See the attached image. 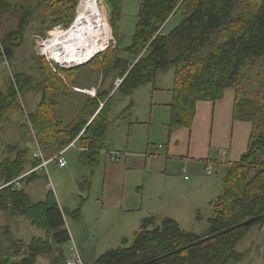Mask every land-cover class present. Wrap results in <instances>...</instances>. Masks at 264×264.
<instances>
[{
	"label": "trees",
	"instance_id": "1",
	"mask_svg": "<svg viewBox=\"0 0 264 264\" xmlns=\"http://www.w3.org/2000/svg\"><path fill=\"white\" fill-rule=\"evenodd\" d=\"M38 1L33 10L17 9L19 24L5 34L1 42L4 47L12 45L17 37L21 39L33 19L40 20L37 30L43 36L58 25L71 27L79 0ZM124 2L105 0L111 11L108 18L101 0L106 29L111 42L113 30L117 46L111 45L87 64L93 66L94 75L103 76L105 83L124 78L113 96L115 83L108 86L110 91L104 87L96 97L88 96L75 121L65 124L56 115L57 98L72 96L78 89L66 84L70 78L67 73L72 70L59 67L53 71L40 58L43 81L17 72L7 91H0V140L14 113L27 114L46 158L60 153L84 131L80 143L87 144V150L80 152L79 162L94 172L109 151L112 124L128 119L133 110L131 101L114 120L116 93L130 98L140 87L152 83L157 73L174 70L168 124L171 134L176 128L192 127L197 103H214L227 89H234V119L251 123L252 133L245 154L226 170L223 193L211 204L213 215L208 219L206 234L184 230L170 217L147 218L132 243L123 239L122 247L105 252L92 264H141L151 260H155L153 264H241L246 255L238 250L239 245L253 229L264 227V0H141L131 45L122 49ZM11 10L12 4L0 0V25ZM178 15L180 23L166 32L169 21ZM13 57L14 50L6 59L11 61ZM33 91L42 94V101L36 111L25 113L19 98ZM7 148L9 155L0 161V186L8 185L0 190V214L27 218L45 237L32 238L25 244L14 239L10 226H0V264H38L45 255H51L50 264H66V247L71 241L67 220L82 217L83 201L74 210L63 209L55 193L49 191L45 201L33 202L26 190L28 185L49 178L32 174L20 182L21 187L11 184L38 162L28 147ZM251 219H256L253 224L240 226Z\"/></svg>",
	"mask_w": 264,
	"mask_h": 264
},
{
	"label": "crops",
	"instance_id": "2",
	"mask_svg": "<svg viewBox=\"0 0 264 264\" xmlns=\"http://www.w3.org/2000/svg\"><path fill=\"white\" fill-rule=\"evenodd\" d=\"M140 6L141 0H125L123 35L129 12L133 17V38ZM130 45L127 43L126 46ZM166 77L161 74L159 85L152 82L142 86L128 98L134 102V107H138L135 110L138 117L135 118L132 113L128 126L117 130L125 133L123 140H120L121 134L111 137V132L109 140V151H122L125 156L120 161H111L108 151L107 156L102 157L91 177L92 182L85 186L90 195L83 201L82 217L70 222L67 220L71 237L86 264L94 263L103 254L102 248L113 241L116 234L117 242L126 238L124 233L136 234L141 222L147 218L170 217L187 231H193V226L208 221L213 215L212 202L223 193L222 180L227 168L238 162L248 149L252 124L235 121L237 97L234 89H227L223 98L214 103H197L192 127H179L169 134L174 76ZM143 110L144 115L141 114ZM208 165L213 166L210 175L206 173ZM184 169L188 180L184 178ZM99 173L101 178L97 175ZM220 173L224 174L223 179L218 178ZM35 182L42 183V179H36L30 185ZM58 186L62 189L61 193L56 186L54 191L47 182L45 186L35 187L29 196L36 203L45 201L49 191H53L60 206L67 209L62 203L65 192L62 185ZM206 216L207 219L203 220ZM28 221L30 226L33 225ZM12 234L17 236L15 240L25 244L32 238L45 237L44 232L39 235L34 232L29 239L19 230ZM51 259V255L42 256L38 264H50Z\"/></svg>",
	"mask_w": 264,
	"mask_h": 264
},
{
	"label": "rangeland",
	"instance_id": "3",
	"mask_svg": "<svg viewBox=\"0 0 264 264\" xmlns=\"http://www.w3.org/2000/svg\"><path fill=\"white\" fill-rule=\"evenodd\" d=\"M6 1L12 4V10L4 16L2 23L0 25V45L5 34L10 30L16 29L19 24L20 13L17 11V9L22 8L25 10H29V9L33 10L37 7L39 3L38 0H6ZM81 1L82 0H79V6L81 4ZM138 1L140 2V0ZM98 5L99 8L101 9V0L98 1ZM103 5L107 11L108 18H110L111 11L106 5L105 0H103ZM41 10L39 9L38 13ZM128 10H129V5H128ZM100 11L102 12V16H103L102 28L105 32V35L107 36V39L110 40L111 35L106 29L107 26L105 24L104 13L102 10ZM76 17H77V13H76ZM76 17L74 21L76 20ZM135 18L137 19V17ZM132 19H133L132 15L129 14L128 12L126 16L125 25L123 27L124 35H122V40L120 42V47L122 49L127 47L126 46L127 43L132 42V34L134 31L133 26L131 24ZM180 21H181L180 15L172 18L170 23L167 25L165 31L166 32L170 31L171 29L176 27L180 23ZM73 23L71 24V26L73 25ZM40 25L41 23L39 19L38 20L33 19L31 21L30 27L24 31L23 37L21 39L17 38L18 40L17 39L14 40V45H15L14 57L12 58L11 61H9V59L6 60L5 58L3 59L0 58L1 59L0 60V91L2 92L7 91L9 84L12 80V77L17 72L27 73L33 76L36 80L43 81V77L41 75L40 67H39L40 58H43L53 71L59 67L62 68L63 70H72L71 72L67 73V76H70V78L66 79V84H70V86L73 89H75L74 86H76L80 90L97 88V91H99L104 87H106V90H109L108 86H111L116 82L117 79L115 80V82L112 79H110L107 83L103 82L104 80L103 76L101 74L99 75V73L98 75H94L91 72L93 71V66L91 65L88 66L87 65L88 63L84 65H80L78 67H74L72 69H66L61 67V65H59L57 62L55 61L53 62L49 55V51L45 52L44 44L47 42L48 39L52 38L51 35L53 32L56 31L60 32L68 29L64 28L63 25L61 26L58 25L52 30L48 31L46 36H43L41 31L37 30L39 29ZM112 38H113L112 42L110 40L111 44L109 43V46L108 47L106 46L107 47L106 50H108L111 45L117 46V43L113 36V30H112ZM106 50H104V52H106ZM102 53H100L99 55H101ZM99 55H97V57ZM167 72L168 71L159 72L157 74L156 80L154 79L155 81H153L155 82L154 84L155 85L160 84L159 80L161 79V74H163V76H167L166 78H169L168 76H174V70L168 73ZM163 83L164 80H162V84ZM151 86H153V84H151ZM113 94H111L110 97H112ZM88 96H89L88 94L80 93V91H74L72 96L59 95L57 98L59 107L58 109H56V115H58L64 121L65 124L74 122L80 109L82 108L85 99L88 98ZM41 101H42V94L34 91L28 93L22 98H19V102L25 113H32L36 111ZM130 102L131 99L128 98L125 99L122 95H119L118 93L114 95V102H113L114 119H117L120 113L128 105H130ZM136 108L138 107L133 106L134 111L132 110L133 116L135 118L138 117L137 116L138 112H135ZM141 114L144 115L145 110H143ZM128 119L126 117L123 120H116V122L112 124L110 129L111 137L112 136L115 137L121 134L120 140H123L125 138V133L124 132L119 133V131L117 130H119V128H124L128 126ZM26 125L29 126L27 135L25 134L26 129L24 127ZM5 131L6 132L4 133L3 137L0 140V161L9 155L7 148L9 145H17L21 148L28 147L32 150V154L33 151L37 149L36 139L38 140L39 138L33 126L29 122L27 118V114L24 115H22L21 113L11 114L9 122L5 126ZM111 137H109V140ZM26 139H29V142H27ZM79 156H80V152L77 149H71L67 151L64 155V158L66 159L68 166L64 169L60 168L57 162L55 161L51 162L49 165V172H48L49 180L48 181L42 180V183L35 182L32 185H30L31 184L30 183L26 189L27 193L31 195L35 187L39 185L45 186L47 182L50 183V187H52L54 191H55L54 187L56 186L55 187L56 190L59 193H61L62 189L60 188V186H58L60 184L62 185V188L66 195L65 198H62L63 206L67 207L68 210L72 208H76L79 204H81V200L85 201V199H87V197L90 195L89 192L86 190L85 186L89 184V181L92 182V178L94 176V172H92L89 168L85 167L79 162ZM103 156H107V153L104 154ZM97 175L99 178H101L100 173ZM223 177H224L223 173L222 174L220 173L218 175V178L220 179H223ZM86 180L88 182H86ZM202 215L204 216V212H202ZM207 217L208 216L204 217L203 220L207 219ZM72 220L73 219L71 218L68 219L69 222ZM0 226H10L11 230H13L12 232L19 230L26 239H29L31 235H34V232L37 233V235H39L40 232H43L33 225L30 226L29 221L27 219H23V218L17 219V217H12L6 215L5 213L0 214ZM208 228H210L208 221H203V223L200 224L198 223L195 226H193L192 228L193 231L191 232H195L197 235L203 236L208 231ZM134 234L135 233L132 234L129 232L124 233V237H126L130 241V243H132L134 239L133 238ZM14 237L17 236L14 235ZM122 246H123L122 241L117 242V234H116L114 240L110 241L106 246L102 248V252L104 254L109 250L118 249ZM238 250L246 255L245 259L241 264H264V227H257L253 229L250 232V234L239 245Z\"/></svg>",
	"mask_w": 264,
	"mask_h": 264
},
{
	"label": "bare ground",
	"instance_id": "4",
	"mask_svg": "<svg viewBox=\"0 0 264 264\" xmlns=\"http://www.w3.org/2000/svg\"><path fill=\"white\" fill-rule=\"evenodd\" d=\"M98 1L82 0L71 28L53 32L44 44L45 52L49 51L51 59L63 68L87 64L109 46Z\"/></svg>",
	"mask_w": 264,
	"mask_h": 264
},
{
	"label": "built area",
	"instance_id": "5",
	"mask_svg": "<svg viewBox=\"0 0 264 264\" xmlns=\"http://www.w3.org/2000/svg\"><path fill=\"white\" fill-rule=\"evenodd\" d=\"M78 6H79V4H78ZM77 11H78V7H77ZM3 58L6 59V57H4V56L1 57V59H3ZM123 80H124V78H117V80L115 82L116 88H118L120 86V84L123 82ZM76 91H80V93L88 94L91 97H96V95H97V88L84 89V90H80V89L77 90L76 89ZM83 134H84V131L81 132V134L78 135L76 137V139L73 140L64 150H62L60 153H58L57 155H55L52 158H46L45 157V155H44V153H43V151H42V149H41V147H40V145L38 143V140L36 139V148L37 149H35L33 151V157L38 162V164L34 168L29 170L28 172L23 174L22 176H20L19 178L15 179L11 184L14 183L18 187H21V183L20 182L23 179H25L26 177H28V176H30L32 174H45L48 177V175H49V173H48V165L51 162H54V161L58 163L59 167L66 168L68 163H67L66 159L64 158V155H65V153L67 151H69L71 149H77L79 152H84V151L87 150V148H86L87 144H81L80 143ZM159 147L162 148L163 146H159ZM108 155H109V159L111 161H120L121 159L124 158L125 153L122 152V151H109ZM186 173H187V171L184 169L183 170L184 178L186 180H188L189 177L186 175ZM206 173L209 174V175L212 174L213 173V166H211V165L206 166ZM5 186H8V185L0 186V190L3 187H5ZM70 237H71V234H70ZM66 264H86L83 261L81 253H80V250L77 247L76 243L73 241L72 237H71V241H70V243L68 245V256L66 258Z\"/></svg>",
	"mask_w": 264,
	"mask_h": 264
},
{
	"label": "water",
	"instance_id": "6",
	"mask_svg": "<svg viewBox=\"0 0 264 264\" xmlns=\"http://www.w3.org/2000/svg\"><path fill=\"white\" fill-rule=\"evenodd\" d=\"M11 51H12L11 47L2 48V46L0 45V58L3 57V56H7L9 54V52H11ZM69 69H72V68H69ZM255 220L256 219L248 220L245 223L241 224L240 226L251 225V224H253L255 222ZM205 239H202L201 242L204 241ZM154 262H155V260H151V261H148V262H145V263H141V264H153Z\"/></svg>",
	"mask_w": 264,
	"mask_h": 264
},
{
	"label": "flooded vegetation",
	"instance_id": "7",
	"mask_svg": "<svg viewBox=\"0 0 264 264\" xmlns=\"http://www.w3.org/2000/svg\"><path fill=\"white\" fill-rule=\"evenodd\" d=\"M18 38V37H17ZM17 38H15V39H17ZM1 46L2 47H4L3 45H2V43H1ZM7 47H11L12 48V51L11 52H9V53H12L13 52V50H14V47H15V45H14V41H12V45H10V46H7ZM7 57V56H6Z\"/></svg>",
	"mask_w": 264,
	"mask_h": 264
}]
</instances>
